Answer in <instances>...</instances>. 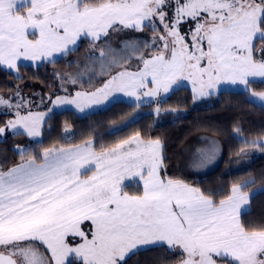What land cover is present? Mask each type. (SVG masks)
Listing matches in <instances>:
<instances>
[{"label":"snow or ice","instance_id":"1","mask_svg":"<svg viewBox=\"0 0 264 264\" xmlns=\"http://www.w3.org/2000/svg\"><path fill=\"white\" fill-rule=\"evenodd\" d=\"M157 21L164 34L155 54L147 42L108 43L125 29L156 32ZM189 21L194 27L182 33ZM82 37L122 70L94 91L57 98L81 112L117 92L154 98L181 80L199 97L225 82H264V0H0V65L8 69L74 51ZM132 59L134 70L126 67ZM251 97L264 107V92ZM0 105L12 107L3 98ZM15 116L0 135L22 128L40 136L44 114ZM42 159L29 154L25 163L0 167V264H127L144 246L167 247L180 264H264V224L241 220L242 206L264 191L244 190L255 180L233 185L217 203L167 176L160 140L139 133L99 152L91 141L45 149Z\"/></svg>","mask_w":264,"mask_h":264},{"label":"trees","instance_id":"2","mask_svg":"<svg viewBox=\"0 0 264 264\" xmlns=\"http://www.w3.org/2000/svg\"><path fill=\"white\" fill-rule=\"evenodd\" d=\"M84 51L76 50L74 55L46 65L24 67L20 78L0 70V98L9 100L12 105L0 110V127L11 120L13 110L27 112L38 103L27 96V91L33 94L32 91L40 90L59 96L75 87H86L88 84L75 76L76 83L70 85L65 78L70 69L75 71L85 60ZM66 68L68 72H65ZM77 76L82 75L77 72ZM24 81L28 83L26 87H23ZM249 86L264 92V82L255 80ZM250 100L248 91L232 89L199 100L190 89L182 86L158 102L137 104L121 100L85 115L71 109L56 111L46 121L42 139L36 144L33 155L37 157V152L45 149L82 145L88 141L93 142L94 149L99 152L102 146H111L139 133L145 141L160 140L167 176L201 189L218 203L233 185L247 180L256 182L244 189L246 192L264 189V143H261L264 141V107ZM195 136L212 137L220 141L223 148L217 168L200 179L190 178L183 172V149ZM22 141L27 142L23 132L13 134L6 129L5 134L0 135V149L4 150L0 158L6 162L5 168L21 161L22 155L15 146ZM41 161L37 158V162ZM132 187L128 190L132 191ZM241 220L257 227L264 224V191H257L251 197L250 209L242 214ZM178 262L179 255L167 247H154L131 256L127 264Z\"/></svg>","mask_w":264,"mask_h":264},{"label":"rangeland","instance_id":"3","mask_svg":"<svg viewBox=\"0 0 264 264\" xmlns=\"http://www.w3.org/2000/svg\"><path fill=\"white\" fill-rule=\"evenodd\" d=\"M169 15H171V12H169ZM194 27V22L189 21L188 24L181 25V32L182 33H187L189 28ZM155 28L157 29L156 32L153 31L152 27H146L142 32L141 31H133L129 29H125L120 32H112L110 33V36L108 37V43L111 44V46L115 49H120L123 42L125 41H131V40H138L141 43L147 42L149 45V51H151L152 54H155L161 47V43L159 41V36L164 34V28L163 26L159 23V21L156 22ZM153 37L156 38V43L155 45L152 44V39ZM99 47L100 48H105V43L103 41L99 42ZM76 50H85L83 53H85V60L79 65V67H76L75 71H69L66 68L65 72L69 71V76L65 77L68 84H72V81L75 78H79V81L81 82H86L85 84H88L86 87H75L72 85L71 88H74L73 90L71 89L70 91L66 92L65 94L62 95H52L50 93H45L43 91H38L34 90L32 93H29L30 91H25L27 96H30L32 99H36L38 103L33 106L29 111L27 112H22L19 111V109L13 110L12 114L15 115L16 112H19L21 115H27L29 112L32 113H41L44 114V119L42 121V124L40 126V136L38 137H30L27 135V133L24 131V129L19 128L16 130V132H23L26 135L27 142H18L17 145H19V149L16 148V151L21 155L23 152L24 155L22 156L20 163H25L29 159V154L33 155L37 148V143L41 141L42 139V132L44 129V126L46 124V121L49 119V117L56 111H62L66 109H71L76 111L80 115H85L87 113H91L94 111H98L100 109H104L111 104H113L116 101H128V102H135L137 104H143L145 102H158L167 96H169L173 91L177 90L179 87H187L188 89L193 92L194 96L196 99H203L204 97H199L197 96L194 91H193V85L190 80H181L178 81L177 84H174L171 88V90L168 93H163L157 97H141L139 101H137L134 97H129L124 93H114L113 95L109 96L107 100H105L101 104H94L89 108H86L84 112H81L79 109L75 107V105L71 104H57L56 100L58 97L60 98H67V99H72L75 96V93L78 91H83V92H91L94 91L97 88L103 87V84L110 79L112 75H114L116 72L122 70L119 66H112L110 61H104L102 58L98 57V48L92 44L90 38H81L80 40L77 41V46ZM74 50V51H76ZM74 51H71L67 54H56L55 57H53L51 60H42V61H32V60H26V59H21L20 61L17 62V69H8L6 66L0 65V70H7L8 72H11L17 76V78L22 77L23 73L21 71L22 68L24 67H38L41 65H46L49 63H52L56 60H59L63 58L64 56H71L74 55L72 54ZM106 55L107 51H106ZM74 59V58H72ZM103 64V68L101 65ZM137 66V61L135 59H132L130 61L129 65H126V67H130L131 69H135ZM81 74L82 76L78 77L77 76ZM76 74V75H75ZM255 80L261 81L262 78H255ZM28 83L24 81L23 87H26ZM151 86V85H150ZM225 89H232L236 91H248V89L251 90V93H262L259 91H256L252 89L249 85L244 86L240 84H231V83H222L218 86L216 90H214L213 93H217L221 90ZM249 92V91H248ZM24 93V92H23ZM251 93L249 92V98L252 99ZM32 94V95H30ZM17 96H20L19 93ZM255 103L260 105L259 100H255ZM2 108H7V106H2L0 105V110ZM11 116V120L16 119V116ZM220 142V141H219ZM215 139H212V137H200V136H195L193 137L184 147L183 149V172L185 175H187L190 178H195V179H200L208 174H210L212 171H214L222 157L223 153V148L221 142L219 143ZM28 143V144H27ZM26 144V145H25ZM86 144V143H85ZM82 145H76V146H83ZM69 147H75V146H69ZM69 147H59V148H69ZM92 147H93V142H92ZM59 148H51V149H59ZM94 148V147H93ZM3 149H0V156L3 154ZM42 152H37V158L42 159ZM43 159L41 162L37 163H42ZM5 161L0 158V167L5 168ZM16 166V165H15ZM126 184L129 183V181L125 182ZM131 185L133 186L131 188L132 191L134 192L137 189V184L136 181L133 179L131 181ZM128 190V189H127ZM129 191V190H128ZM254 192V191H253ZM252 192H249L251 194ZM250 209V203L246 206H242L241 208V216L244 212L248 211ZM157 246H144V249H150L154 248ZM142 249V250H144ZM141 250V251H142ZM181 257L179 256V262L180 264Z\"/></svg>","mask_w":264,"mask_h":264}]
</instances>
